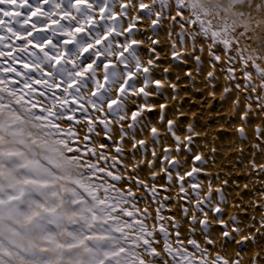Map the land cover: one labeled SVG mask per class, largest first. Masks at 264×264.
<instances>
[{
	"label": "snow or ice",
	"instance_id": "6c2138e0",
	"mask_svg": "<svg viewBox=\"0 0 264 264\" xmlns=\"http://www.w3.org/2000/svg\"><path fill=\"white\" fill-rule=\"evenodd\" d=\"M257 17L264 18L262 0H228L220 6L215 0H0V264H58L63 253L45 256L36 249L75 239L64 240L51 227L50 193L58 189L46 186L58 178L82 181L101 169L114 174L104 179L115 186L108 193L112 203L125 206L120 215L134 208L128 224L141 222L135 229L140 239L129 241L125 264L147 257L152 264H242L249 253L255 255L248 264H264V89L257 91L264 81V40L252 48L254 31H249L256 30ZM165 55L167 60L161 59ZM165 64L183 79L161 73ZM163 80L173 97H194L205 101L204 109L209 103L212 108L191 128L180 127L188 123L183 111L189 105L200 111V106L189 99L168 108ZM171 115L181 117L179 125ZM207 115L219 118L202 125ZM155 120L167 135L156 129ZM216 127L235 132L199 139L198 128ZM146 131L151 142L140 139L128 151ZM224 152L231 155L223 171L211 174L210 165L220 164ZM140 158L143 165L125 167ZM80 160L91 162L88 171H78ZM122 173L128 176L114 178ZM149 173L150 182L144 179ZM206 184L216 191L205 193ZM125 185L144 195L117 190ZM145 204L157 210L155 220L149 210L139 214ZM230 209L236 211L231 220ZM28 221L29 228L18 227ZM233 249L237 254L229 258ZM64 264H72L71 255Z\"/></svg>",
	"mask_w": 264,
	"mask_h": 264
},
{
	"label": "bare ground",
	"instance_id": "6f19581e",
	"mask_svg": "<svg viewBox=\"0 0 264 264\" xmlns=\"http://www.w3.org/2000/svg\"><path fill=\"white\" fill-rule=\"evenodd\" d=\"M215 4L216 6H220L224 3L221 0H215ZM188 17L189 16H185L184 19L187 20ZM169 24L165 26L169 27ZM249 31H254V39L251 47L255 48L259 43H261L262 40H264V29L259 28V26L256 25V30L249 27ZM168 73H172V72H168ZM177 73L179 72L177 71ZM177 73L174 74L177 75ZM180 78L183 79V76L182 77L180 76ZM261 84H264V81H259L257 83V91L264 89V88H260ZM258 88H260V90H258ZM183 97L184 100L182 103L179 101V98L177 99V103L179 105H183L185 101L191 99L194 104L200 106V111H193L191 105H189L188 108L183 111V116L185 119H187L188 123L184 124V126L186 127H182V128L187 129L193 126L192 121L201 117L202 115H204V113L210 111V109L212 108V104L209 103L208 108L204 109L203 105L205 101H199L196 100L194 97H189V96H183ZM237 98L240 99L241 96H238ZM217 99H223V95L221 94L220 96L217 97ZM170 109H175V108H170ZM197 113H199V115H196ZM229 113L230 115H235L234 112H229ZM226 115L229 114L226 113ZM218 118L219 117H213L211 115H207L201 121V124L208 125L211 122V120ZM209 130H216L213 133L212 139H215V134L221 130L225 132H229V131L235 132V128L229 129L227 127L223 129L216 127ZM197 131L200 132L199 139L201 140L209 139L207 135L204 136L201 135V132L207 133L208 131L205 132L199 128L197 129ZM184 135H186V133L181 134L182 141H183L182 137ZM187 142L188 141H186V143ZM183 143L185 142L183 141ZM232 143L234 144L235 141H233ZM206 145L207 144H202L199 147L206 149L205 148ZM67 147L69 148V150H73L71 149V145H67ZM221 147H224V145H221ZM76 163L79 164L78 171L86 172L88 171V163L91 162L85 163L82 160H80L77 161ZM97 167H99V165H97ZM104 175L114 176V174L108 172L107 169H101V171L98 172L94 177H87L82 181L77 179L76 177L58 178L55 184L46 186L48 188L58 189V191H54L50 193V197L53 201H55V204L61 202L64 199L63 192H67L71 194L70 200L77 201L78 202L77 204L80 207L79 213L75 215L71 214L70 216H64L58 213L57 210L49 211V214L55 218V223L59 226L58 232L62 239L64 240L75 239V243L70 244L72 246L67 245L69 246L68 250L71 251L74 250L82 251L85 249L88 250L90 245H93V243L100 250H102L101 251L102 255L100 254L95 255L94 253L90 255L88 257L89 259L88 264H97L101 260L103 261V264H125V257L129 255V253L127 252V244H129V241L140 239V234L136 233L135 229L141 222L137 221L136 223H133L131 225L128 224L127 216L136 215V210L134 208L128 209V212L125 216L120 215V210L123 209L125 206L121 204L119 205V207H117L112 203L108 193L112 191V189L115 186L112 185L109 180L104 179ZM127 176L128 173H122L120 177H114V178L123 179ZM93 181H97V183H94ZM134 189L135 188L130 189L127 185H125L123 188L117 190L125 194L129 191H132L134 195H137V192ZM55 204L51 209L55 208ZM146 210L150 211V215L155 220L157 217V210L154 207H152L151 204L140 205L139 214L143 215ZM31 223H32L31 221H28L24 224H19L18 227L21 229H27L31 226ZM68 223H70L69 225L70 229L66 230L65 226ZM147 230L149 232L153 230L151 221H149L148 223ZM120 237H125V239L120 240L119 239ZM121 244L125 245V247H121ZM162 254L163 253H161V255ZM236 254L237 253L233 249L230 250L227 255L228 257L229 256L233 257ZM254 255L255 254L253 253H249L248 255H246L244 257L242 264H248L249 259L254 258ZM140 263L152 264L151 257H147L144 260H141Z\"/></svg>",
	"mask_w": 264,
	"mask_h": 264
},
{
	"label": "clouds",
	"instance_id": "9594fccd",
	"mask_svg": "<svg viewBox=\"0 0 264 264\" xmlns=\"http://www.w3.org/2000/svg\"><path fill=\"white\" fill-rule=\"evenodd\" d=\"M150 2H151V3H155V0H150ZM262 2H264V0H262ZM188 19H190V17H188ZM170 26H171V25L169 24V27H170ZM74 35H75V34H74ZM212 46H213V45H209V47H212ZM144 47L150 49V48H151V45L145 43V44H144ZM82 55H83V54H81V56H78V57L75 58V63H76L77 66H79V64H80V61H81V59H82ZM116 57H117V59H118V57H119V52H118V51L116 52ZM226 58H227L226 56L223 57V59H225V60H226ZM109 59H110V58H109ZM161 59H165V60H167V55L161 57ZM142 61H143V63H144L146 66H149V64H148V62H149V57H148V56H143V57H142ZM152 63H155V61H152ZM116 67H119V64H118V63H117V65H116ZM243 70H244L243 67H241V68L238 69V71H243ZM160 71H161V73H164V72L177 73V70H176L171 64L161 65V67H160ZM105 74H106V73L103 72V71H101V72L99 73V75L102 76V77H103ZM83 75H84V76H87V72L83 73ZM177 75H179V76H181V77L183 76L182 73H177ZM161 83L163 84V86H164V87L168 90V92H169V97H170V98H169V101H168V107H170V108H176L177 105H178V103H177V98H175V97H173V96L171 95V91H172V89H171V85L169 84L168 80H163V81H161ZM222 83H225V84H226L227 81H222ZM260 88H264V84H261V85H260ZM260 88H258V90H260ZM113 95H114V97H115L116 99H119V92H118V90H114ZM135 95H136V96H140L141 94H140V92H136ZM86 98L89 99V100H91V99H92V96H88V97H86ZM183 100H184V97L181 96V97L179 98V101L182 103ZM104 111H105V112H108L109 109L105 108ZM157 111H162V109H160V108L157 106ZM140 114L143 115V111H141ZM228 114L230 115V113H228ZM196 115H199V113H197ZM171 119L179 125V119H180L179 115H171ZM82 123H86V122H82ZM117 123H119V122H117ZM152 123H153V125L156 127V129H157L158 131H160L161 133L167 135V131H166L165 126H164L163 124H161L159 120H155V121H153ZM131 124H132V119H131V115H129V117H128V127H131ZM180 127H186V126H184V125H180ZM65 130H67V128H65ZM125 130H127V129H125ZM214 131H216V130H209L207 133L201 132V135H202V136L207 135V136L209 137V139H212V138H213V133H214ZM84 135H85V133L82 132V133H81L82 142H83V136H84ZM117 136H118L120 139H123V137L120 136V134H119V129H117ZM140 139H143L145 142H151V140H152V134H151V132H150V131H146L141 137H138V138H137V144H136V145H133V146H130L127 150H128V151H132L134 147H137V146L139 145V140H140ZM182 139H183V141L186 143V141H187V137H186V135H184V136L182 137ZM209 147H210V144H207V145L205 146L206 149L209 148ZM96 149H97V151H99V145H98V144H97V146H96ZM157 155L162 156L163 153L160 152V151L158 150V151H157ZM202 155H203L204 157H207V156L209 155V152H208V151H203ZM223 155H224L225 159H224L223 161H221L220 164L216 165L215 168H212L211 165H210V171H211V174H216L217 172H221V171H223L224 164L227 163V157L230 156L231 153H229V152H224ZM112 159H115V156H113ZM186 159H187V157H184V158H182V159H181V158H178L179 163H181V164H183L184 161H185ZM143 164H144V160H143L142 158H140V159H138V160H137L136 162H134V163H128V164L126 165V167H128L129 169L134 170L135 168H137V167H139L140 165H143ZM187 170H188V171H191V168H188ZM157 174H159V175H163V171L160 170V169H157ZM224 174H225L226 176H229V175H230L229 173H226V172H225ZM241 174H243V173H241ZM150 176H151V173H149L147 176H145V177H144L145 181H149V182H150ZM133 179H134V178H133ZM185 179H187V177H185ZM222 186H223V184L220 183V184H218L216 187L219 188V187H222ZM242 187H243V186H242ZM134 190L137 192V195H138V196H143V195H144V193H143L142 191H140V190H138V189H134ZM204 191H205V193H210V192H214V191H216V188L209 189L208 185L206 184V185H204ZM177 194H178V193H174L173 196H172V199H175ZM236 195L239 196L240 194L237 193ZM249 203H251V201H249ZM173 210H176V209L174 208ZM235 214H236L235 209H230V210H229V216H228V219L231 220L232 217H233ZM213 222H214V221H213ZM225 222L227 223V221H225ZM242 235H243V232H242ZM221 241H222V237L219 238V239H217L216 243H217L218 246L220 245ZM229 258H231V256H229Z\"/></svg>",
	"mask_w": 264,
	"mask_h": 264
},
{
	"label": "rangeland",
	"instance_id": "374dc122",
	"mask_svg": "<svg viewBox=\"0 0 264 264\" xmlns=\"http://www.w3.org/2000/svg\"><path fill=\"white\" fill-rule=\"evenodd\" d=\"M223 3H227L228 0H221ZM256 25L259 26V28H263L264 29V18H260V17H257V20H256ZM64 194V199L59 202L58 204H55V208L53 209H50V211H58V213L64 215V216H70L71 214L72 215H75V214H78L79 211H80V207L78 206V202L77 201H73V200H70L71 198V194L70 193H67V192H63ZM70 223H68L66 226H65V229L66 230H69L70 227H69ZM51 227L53 228H56L57 231L59 230V226L54 222ZM36 241L38 243H42L43 242V238L37 236L36 237ZM128 245V244H127ZM69 246H72V245H69ZM69 246L67 245H61L59 246L58 248H38L36 249L37 251H40L43 255L47 256V255H59L60 253H63V257L59 260L58 264H64V260L69 256L71 255L72 257V264H88V257L90 255H92L93 253L96 255V254H100L102 255V250H100L96 245H90V247L85 250H74V251H71V250H68L69 249ZM91 253V254H89ZM5 255H8V251L5 250ZM97 264H103V261H99V263ZM142 264V263H140Z\"/></svg>",
	"mask_w": 264,
	"mask_h": 264
}]
</instances>
